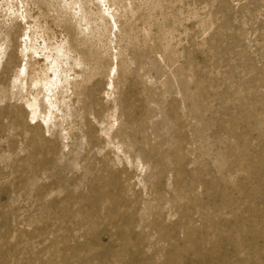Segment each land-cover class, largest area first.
Listing matches in <instances>:
<instances>
[{
    "label": "rangeland",
    "instance_id": "374dc122",
    "mask_svg": "<svg viewBox=\"0 0 264 264\" xmlns=\"http://www.w3.org/2000/svg\"><path fill=\"white\" fill-rule=\"evenodd\" d=\"M99 255L264 264V0H0V264Z\"/></svg>",
    "mask_w": 264,
    "mask_h": 264
},
{
    "label": "bare ground",
    "instance_id": "6f19581e",
    "mask_svg": "<svg viewBox=\"0 0 264 264\" xmlns=\"http://www.w3.org/2000/svg\"><path fill=\"white\" fill-rule=\"evenodd\" d=\"M129 234H130V233H129ZM126 236H128V233L126 234ZM111 246H112L111 244H110V245L108 244V246H107L106 248L103 247L105 253L108 254L109 256H112V257L117 258V259L119 260V262L122 261V260H123V258L121 257L122 255H121V254H118V252H116V251L111 250V249H110ZM127 246H128V245H125L124 247L126 248ZM137 253L139 254V252H137ZM137 253H133V254L131 255L133 259L136 258ZM99 257H102V256L99 255ZM99 257H98V258H99ZM132 258H130V259L132 260ZM101 260H102V263H104V264H108V260H107L104 256L102 257ZM124 261H125V260H124ZM168 261H171V260L168 259ZM169 263H170V262H169Z\"/></svg>",
    "mask_w": 264,
    "mask_h": 264
}]
</instances>
